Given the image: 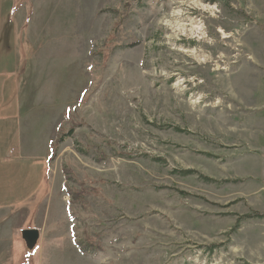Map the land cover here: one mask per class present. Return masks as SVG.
Wrapping results in <instances>:
<instances>
[{
	"label": "rangeland",
	"instance_id": "374dc122",
	"mask_svg": "<svg viewBox=\"0 0 264 264\" xmlns=\"http://www.w3.org/2000/svg\"><path fill=\"white\" fill-rule=\"evenodd\" d=\"M13 44L31 143L48 113L59 128L52 197L8 223L0 264H264V0H0Z\"/></svg>",
	"mask_w": 264,
	"mask_h": 264
},
{
	"label": "crops",
	"instance_id": "0c3cea01",
	"mask_svg": "<svg viewBox=\"0 0 264 264\" xmlns=\"http://www.w3.org/2000/svg\"><path fill=\"white\" fill-rule=\"evenodd\" d=\"M14 45L9 48L10 55L6 53L8 57H4L0 51V141L6 140L5 146L0 147V157L6 163L2 169L8 170L11 175L10 183L16 182L10 191L0 188V257L5 262L9 260L7 255L14 249V244L16 249L22 247L17 237L20 227L25 224L21 223L18 227L19 222L15 229L10 230L8 223L21 219L22 213L28 219L33 212L29 209V203L39 207L45 198L49 200L52 197L49 162L55 154L52 151L57 139L56 129L59 128V113H48L40 120L42 146L31 143L36 133L33 129L35 115L39 113L34 110V105L27 102L26 89L21 92V86L24 87L29 78L28 65L22 62L24 57L16 53L19 49ZM5 88L8 89L7 94ZM36 147H39V151ZM3 255L5 257L2 258Z\"/></svg>",
	"mask_w": 264,
	"mask_h": 264
},
{
	"label": "trees",
	"instance_id": "16d2710c",
	"mask_svg": "<svg viewBox=\"0 0 264 264\" xmlns=\"http://www.w3.org/2000/svg\"><path fill=\"white\" fill-rule=\"evenodd\" d=\"M65 136H66V134L62 135V137H60L57 140V143L59 144L61 141H63ZM66 171H64L65 172V174H64L65 176H67L69 174ZM66 181H67V178H66ZM69 196L71 197V203L72 204L76 200L82 201L83 197H84V190L80 189V190H78L76 192H70ZM261 217H262V215H261ZM85 240H86L85 242H81V243L77 242V245H78V247L80 248V250L82 252H84V253H88V252L96 253V252H98V248L96 247V243L94 242L93 238L88 237Z\"/></svg>",
	"mask_w": 264,
	"mask_h": 264
},
{
	"label": "water",
	"instance_id": "95a60500",
	"mask_svg": "<svg viewBox=\"0 0 264 264\" xmlns=\"http://www.w3.org/2000/svg\"><path fill=\"white\" fill-rule=\"evenodd\" d=\"M22 241L28 251H33L41 239V231L38 228H29L20 232Z\"/></svg>",
	"mask_w": 264,
	"mask_h": 264
},
{
	"label": "bare ground",
	"instance_id": "6f19581e",
	"mask_svg": "<svg viewBox=\"0 0 264 264\" xmlns=\"http://www.w3.org/2000/svg\"><path fill=\"white\" fill-rule=\"evenodd\" d=\"M195 29H197V28H193L191 31H195Z\"/></svg>",
	"mask_w": 264,
	"mask_h": 264
}]
</instances>
